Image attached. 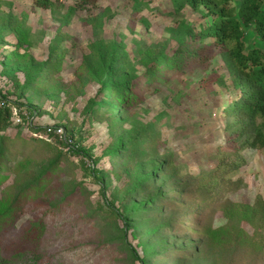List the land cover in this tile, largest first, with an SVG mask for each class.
<instances>
[{"label":"rangeland","instance_id":"rangeland-1","mask_svg":"<svg viewBox=\"0 0 264 264\" xmlns=\"http://www.w3.org/2000/svg\"><path fill=\"white\" fill-rule=\"evenodd\" d=\"M35 1L0 0V31L9 18L16 26L15 34L0 32V91L6 96L0 101V108L10 110L8 124L0 130V137L15 139L11 143L15 154L10 152L11 159L1 169L0 202L11 200L15 194L14 166L22 158L26 141L39 142L30 148L39 157L32 168L39 171L45 163L44 148L40 147L46 136L38 134L37 128L55 133L61 128L71 140L69 133H72L73 143L86 148L91 158L69 155L73 168L68 171L66 166L50 182L55 193L37 196L34 192L21 200L12 218L0 227V263L119 264L116 258L131 257L128 242L141 257H147V264H212L214 256H232V252L239 255L238 264H264V225L254 228L247 221H236L254 240L250 246L243 242L240 245L243 248L233 251L229 241L221 242L219 238L207 241L186 230V226L176 228L178 218L189 225L195 222L199 206L192 202H185L181 209L164 206L157 214L129 218L128 227L123 219L108 213L112 203L121 214L131 211L130 197L120 189L132 178L145 179L154 172L146 188L133 197L138 205L147 206L148 201H153L151 197L167 193L174 183L183 186L217 164L214 157L226 126L222 105L229 90L213 84V89L207 91L199 79L207 78L213 70L224 71L220 57L208 69L170 71L125 114L120 110L116 114L106 112L109 104L106 103L103 115L92 120L94 103L105 97L101 85L95 81L88 83L77 98L67 100V89L77 79L75 73L84 67L91 42L103 39L116 43L121 51L131 55L134 70L140 74L145 69L142 60L145 54L155 49L170 52L176 46L172 29L177 28L180 17L196 30L209 20L189 7L182 14H175L170 0H145L147 4L132 17L124 14L131 10L128 0H89L82 7L78 6V0H51V8H42ZM245 32L247 50L254 47L264 50V42L252 27H246ZM58 43L67 49L61 55L51 52V47ZM52 57L63 60V67L56 73L60 78L59 90L51 87L21 96L29 75ZM112 121L117 126L116 133L109 126ZM145 128L159 133L164 144L146 148L149 156L138 161L132 172L124 169L121 177L111 175V181L102 183V189L96 174L104 175L108 169L109 153L122 145V138L129 131ZM53 141L58 149L62 148ZM243 155L246 163L235 178H242L246 186L229 192L227 197L239 208L255 206L259 198L264 205V148L246 149ZM162 163L167 171L175 169L177 176L168 181L161 176L156 168ZM149 185L153 187L150 189ZM22 188L18 187V191ZM183 190L188 195L191 188ZM84 191L90 193L94 208L102 206L106 214L96 215L82 207L79 200L86 198ZM178 197L177 193L172 198ZM154 208L158 206H149L147 210ZM80 213L87 218H80ZM212 213L205 222L208 225L211 222L213 230L229 222L220 210L214 209ZM38 219H43L44 227L37 237L30 238L26 234L28 224ZM260 245L262 248L258 249Z\"/></svg>","mask_w":264,"mask_h":264},{"label":"trees","instance_id":"trees-1","mask_svg":"<svg viewBox=\"0 0 264 264\" xmlns=\"http://www.w3.org/2000/svg\"><path fill=\"white\" fill-rule=\"evenodd\" d=\"M128 1L131 2V10L124 14L130 17L139 13L147 4L145 0ZM35 3L42 8H51L52 6L51 0H36ZM87 3L89 0L77 1L79 7ZM170 6L175 14H182L183 10L189 7L199 12L203 18H207L209 23L200 30H196L192 24L180 17L177 28L172 29L177 42L176 46L170 52L166 49H155L151 53L145 54L146 58L144 59L143 56L142 59L145 69L140 74L134 70L131 55L126 51H121L116 43L103 41V39L91 42L90 53L87 55L84 67L75 73L77 79L67 89V100L71 101L77 98L88 83L95 81L101 85L105 97L102 100L103 103L97 101L94 103L91 110L92 120H97L103 115L102 110L106 103H109L106 112L116 114V111L120 110L121 114H125L128 108L141 102L143 95L151 93L153 85L162 76H168L170 71L185 72L208 69L212 61L220 57L224 62V71L220 73L213 70L207 78L199 79L201 86L207 91L213 89V84L229 90V97L222 105L226 126L224 128L225 135L217 146L214 157L217 164L212 169L195 176L192 181L184 183L183 186L178 182L174 183L167 193H158L151 197L150 199L153 201H148L147 206L138 205L136 201H133V197L136 192L146 188L153 178L154 172L145 179L132 178L123 189H120L130 197L128 201L133 204L131 211L125 215L121 214L112 203L109 205L108 213H114L123 219L128 227L129 218L134 220L138 216L157 214L164 206L181 209L185 202H192L199 206V210L195 213V222L189 225L185 219L178 218L175 223L178 224L176 228L186 226V230H190L195 236L207 241L210 238H219L221 242L229 241L235 251L243 248L241 247L243 242L250 246L254 240L253 236L248 235L244 228L235 224L236 221H247L254 228L264 225V205L261 204L260 198L255 206H240V208L242 207L240 209L227 197L229 192H237L246 186L242 178H235L246 163L243 151L264 148V50L259 47L247 50L245 41V29L252 27L256 35L264 42V0H239L238 2L237 0H170ZM6 22L1 26V35L15 34L16 26L12 24L11 18ZM62 46L60 43L52 46L51 52L59 55L65 53L67 49ZM62 61L60 58L52 57L51 60L35 69L29 75L21 96L30 91L51 89V87L57 90L60 87L57 80L60 78L56 76V73L63 67ZM2 92L0 91V101L6 98ZM114 102H118L117 105ZM18 104L23 105V103ZM96 105L97 107H94ZM9 116L10 110L7 107L0 108V130H4V126L8 124ZM109 126L113 133L118 131L113 121ZM37 131H40L38 134L46 136L40 147L44 148L42 161L45 163L43 166L41 165L39 171L32 168L39 157L35 151L30 152V148L39 142L26 141L22 158L17 160L14 166L16 178L12 187L15 194L11 200L0 202V227L12 218L13 212L21 200L27 198L28 195L34 192L37 193V196L55 193L50 182L55 174L60 173L66 166L69 168L68 171L73 168V163L69 161V155L91 158L86 148L75 143L72 146L67 145L54 130L47 131V128H37ZM69 135L74 142L72 133ZM0 138L1 176L3 165L11 159L10 152L13 154L11 143L15 139ZM53 140L58 142L62 148L58 149ZM161 141H163L161 135L149 128L129 131L122 138V145L109 153V167L104 170V175L96 174L101 186L102 183L111 181V175L114 178L121 177L124 169L132 172L138 161L149 156V153H146V148L163 145L164 143ZM26 166H29L30 169L27 170ZM156 171H159L167 181L177 176L175 169L167 171L164 169L163 163L157 166ZM22 186L23 188L18 191V187ZM148 187L151 189L153 186L149 185ZM189 187L191 188L190 194L186 195L183 189ZM102 189H104L103 186ZM102 193L104 194V190ZM177 193L179 197L178 200H175L172 197ZM84 194L86 198L79 200L82 207L91 209L96 215L106 214L104 207L94 208L89 199V192L84 191ZM152 203L154 205H151ZM149 206H158V209L154 208L152 211H148ZM214 209L220 210L229 219V222L224 227L213 230L211 222L208 225L205 220L212 217ZM80 216V218H87L81 213ZM43 222V219L30 221L27 236L37 237L44 227ZM123 231L126 235L127 230ZM254 231L257 235L261 232L255 229ZM127 244L131 248V257H124V259L119 257L116 258V261H119V264H136V262L147 264V257H141L130 243L127 242ZM261 246L258 249H261ZM183 254H186L185 251ZM236 255L232 252V256L225 257L221 254L214 256L212 264H238L236 259L239 255Z\"/></svg>","mask_w":264,"mask_h":264},{"label":"built area","instance_id":"built-area-1","mask_svg":"<svg viewBox=\"0 0 264 264\" xmlns=\"http://www.w3.org/2000/svg\"><path fill=\"white\" fill-rule=\"evenodd\" d=\"M18 122H20V119L18 120ZM56 133L59 135V137L65 141L67 144H69L70 146L73 145V141L71 139H69L66 135V133L63 131V129L59 128L56 130Z\"/></svg>","mask_w":264,"mask_h":264}]
</instances>
